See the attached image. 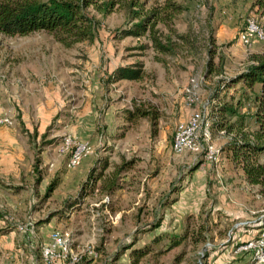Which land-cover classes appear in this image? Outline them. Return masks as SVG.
Returning <instances> with one entry per match:
<instances>
[{"label": "rangeland", "instance_id": "1", "mask_svg": "<svg viewBox=\"0 0 264 264\" xmlns=\"http://www.w3.org/2000/svg\"><path fill=\"white\" fill-rule=\"evenodd\" d=\"M177 1L186 9L173 26L188 41L170 55L142 49L150 44L147 36L117 38L128 25L118 9L100 16L87 8L96 16L94 38L71 45L45 30L0 33V117L10 120L0 125V264H17L18 248L23 253L18 260L49 264L44 250L53 230L71 235L62 238L68 250L56 264H131L130 245L153 248L139 264H264V246H258L264 239V200L221 150L231 135L214 124L220 104L240 94V84L222 89V82L264 55V38L249 31L254 24L264 33V7L256 0ZM211 29L212 57L207 52ZM245 29L256 39L239 40ZM138 60L144 64L141 79L105 85L117 65ZM194 78L196 98L188 102L185 97V103L183 89ZM134 103L157 112L156 124L146 117L133 122L119 117ZM197 109L205 115L204 153L173 154L177 124ZM253 110L248 103L242 109ZM248 121L253 126L249 116ZM79 143L88 144L83 145L86 155L74 159L79 164L70 169V153ZM210 153L211 161L206 159ZM99 156L109 157V173L122 160H132L115 178L121 187L98 189L67 218L41 222L77 195ZM259 161L264 163V154ZM54 179L59 183L45 197ZM170 198L175 201L164 206ZM102 199L110 203L98 204L97 210L108 212L94 217L92 232L88 216ZM185 231L187 239L169 245L171 236ZM93 250L94 258L89 257Z\"/></svg>", "mask_w": 264, "mask_h": 264}, {"label": "trees", "instance_id": "2", "mask_svg": "<svg viewBox=\"0 0 264 264\" xmlns=\"http://www.w3.org/2000/svg\"><path fill=\"white\" fill-rule=\"evenodd\" d=\"M256 3L264 7V0H256ZM89 7L100 16H106L116 9L122 11L128 25L122 28L116 37L147 36L150 44L141 46L142 49L151 47L160 54L170 55L175 54L177 49L183 46V41H188L186 36L177 32L173 26L175 16L186 9L177 0H162L151 4L149 0H0V33L25 35L36 30H45L67 45L86 39L91 40L94 38L96 16L86 12ZM214 43L215 38L211 29L207 39V52L211 57ZM211 57L207 60L209 67L212 65ZM143 76L144 64L138 60L117 65L107 75L104 83L110 85L121 80L135 81ZM237 84H240V94L238 97L230 94V99L220 104L217 109L219 118L214 124L227 135H231L221 150L226 152L232 163L242 170L249 184L258 186V192L264 200V163L259 161V157L264 154V55L257 57L240 73L226 78L221 88L228 89ZM246 103L252 104L254 108L252 113L242 111ZM119 115L128 122L146 117L153 124H156L159 117L157 112L136 103L130 108L122 109ZM248 116L253 122L251 127ZM110 150L111 147L108 148V151ZM132 163V160H122L115 164L109 173L107 172L111 166L109 157L99 156L77 195L68 197L62 209L51 212L41 222H47L54 216L68 217L72 210H79L84 199L98 189L110 192L118 190L121 185L116 183L115 178L130 168ZM196 168L197 166L192 170ZM58 183L59 180L54 179L48 184L45 197L51 195ZM174 201V198H170L166 200L164 206ZM153 225V228H156L160 226V222ZM188 236L187 231L180 236L173 235L169 245L178 246ZM160 239L156 237L155 241L159 242ZM194 239L200 240L198 237ZM127 248L131 249L133 257L131 264H139L140 259L153 250L150 245L138 247L130 245Z\"/></svg>", "mask_w": 264, "mask_h": 264}, {"label": "built area", "instance_id": "3", "mask_svg": "<svg viewBox=\"0 0 264 264\" xmlns=\"http://www.w3.org/2000/svg\"><path fill=\"white\" fill-rule=\"evenodd\" d=\"M239 40L249 41L254 40L252 36L247 35V29L245 33H239ZM199 83L197 79L188 83L183 89V96H187V101L196 98V92ZM204 114L203 110L197 109L194 113H190L189 117L178 123L173 135V140L171 144V150L175 155H183L185 153L197 154L203 153L202 143L200 142V135L204 131ZM65 142L71 143V138L67 137ZM81 145H88L86 143L76 144V153H70L71 164L69 168L76 167L79 163H74V156H81V159L86 154H79V147ZM92 148L89 146V154L92 153ZM206 159L210 161L211 153L206 154ZM61 238H66V235H57L56 231H52L49 236V241L47 243V256L49 259V264H56L62 261V246ZM94 250L91 252L92 257L94 255Z\"/></svg>", "mask_w": 264, "mask_h": 264}, {"label": "crops", "instance_id": "4", "mask_svg": "<svg viewBox=\"0 0 264 264\" xmlns=\"http://www.w3.org/2000/svg\"><path fill=\"white\" fill-rule=\"evenodd\" d=\"M254 39H256V38H254ZM184 102H185V97H184ZM186 103V102H185ZM119 117H121V116H119ZM122 118V117H121ZM102 201V203L101 202H97V203H95L94 205H93V207H96V208H93L92 209V214L91 215H89L88 216V224H89V226H90V230L92 231V232H94V229L96 228V221H93L94 220V217L95 216H99V215H103V214H105L106 212H108V210H105V212H104V210H102V211H98L97 209H98V206L99 205H104L103 203H105V200L104 199H102L101 200ZM99 204V205H98ZM105 205H107V204H105ZM81 209V208H80ZM93 210H95L94 212H93ZM110 217V216H109ZM67 218V217H66ZM68 219H70V218H68ZM100 217L98 218V221H97V223L100 221ZM108 219V218H107ZM111 219H113V222H115V221H117V218L115 219L114 217L112 218L111 217ZM57 231H59V232H61L62 234H64V235H66L68 238H70V233L69 232H67V231H63V230H57ZM255 231H258V230H255ZM249 233H252V232H249ZM255 233H257V232H255ZM71 234H72V242L73 243H75V244H77L78 243V239L76 238H74V235H73V233L71 232ZM70 235V236H69ZM80 239V238H79ZM245 239H247V238H245ZM95 240H97V239H94L93 238V241H95ZM258 241V240H257ZM263 243H264V239H263V241H262ZM30 245V244H29ZM33 247V244L31 243V245L29 246V248L31 249ZM1 251V250H0ZM17 251H20V253L18 254H15V259H17V264H21V261H23V264H32V262H33V259H29V262L28 263H25V261L23 260V259H21V260H18V255H20V257H22V251H21V248H18L17 249ZM232 255L230 256V259H232ZM13 261H15L14 259H13Z\"/></svg>", "mask_w": 264, "mask_h": 264}, {"label": "bare ground", "instance_id": "5", "mask_svg": "<svg viewBox=\"0 0 264 264\" xmlns=\"http://www.w3.org/2000/svg\"><path fill=\"white\" fill-rule=\"evenodd\" d=\"M257 26H258V25H257ZM257 26L254 25V24H251L250 27H249V31H250L252 34L256 35L258 38L262 39V38H264V33H263L262 29H260V28L257 27ZM253 39H254V37H253ZM251 41H253V40L243 41V42H251ZM196 94H197V92H196ZM184 97H187V96H184ZM191 100H193V98L190 99V100H188V102H190ZM203 114H204V113H203ZM204 119H205V115H204ZM9 122H10V120H8V118H2V117H0V125L3 126V124H8ZM204 126H205V121H204ZM203 135H204V131H203V134L200 135V136H203ZM66 143H70V142H66ZM75 147H76V146H75ZM202 148H203V153H204V146H202ZM85 151H86V147H84L83 145H81V147H79V154H84ZM75 153H76V152H75ZM197 154H199V153H197ZM212 155H213V153H212ZM212 155H211V159H210V161L212 160ZM80 157H81V156H74V159H75V160H78ZM56 233H57V232H56ZM68 245H69V244L67 243V241L61 238L62 252H64V253L67 252V250H68ZM258 246H264V243L261 242V243H259ZM260 248H261V247H260ZM262 248H263V247H262ZM46 252H47V248L44 250V257H45V259H46L47 261H49ZM94 253H95V254L93 255L92 258H94V257L96 256V252H94ZM66 256H67V255H66ZM62 260H63V259H62ZM263 260H264V259H263Z\"/></svg>", "mask_w": 264, "mask_h": 264}]
</instances>
